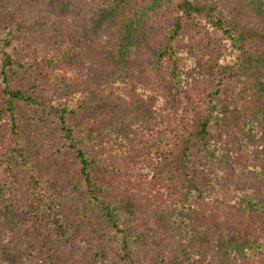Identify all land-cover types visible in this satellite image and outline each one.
<instances>
[{"label":"trees","instance_id":"trees-1","mask_svg":"<svg viewBox=\"0 0 264 264\" xmlns=\"http://www.w3.org/2000/svg\"><path fill=\"white\" fill-rule=\"evenodd\" d=\"M47 1L56 36L45 0H0V264H264V0L251 40L234 0ZM184 46L223 51L210 90Z\"/></svg>","mask_w":264,"mask_h":264},{"label":"rangeland","instance_id":"rangeland-1","mask_svg":"<svg viewBox=\"0 0 264 264\" xmlns=\"http://www.w3.org/2000/svg\"><path fill=\"white\" fill-rule=\"evenodd\" d=\"M6 1H7L6 5L10 8L12 7L13 10L16 9L17 3L19 4V0H5V2ZM45 1L48 3V5L46 4V7L43 8L44 11L43 12L40 11L39 14H41L42 17L47 20V23H48L50 29L54 30V35L56 36L57 31H58V25H62V21L64 22V19H66L65 21L68 22L69 16H67V15L60 16L59 12L57 10H54L53 7L49 5V2L47 0H45ZM89 1L91 3L92 1L95 2L96 0H89ZM234 1L237 2L234 5L235 12H237L234 15V23L237 25L238 30H240V32H242L244 34V37L246 36V38H248L250 40L254 39V35L256 34V31H255V29L253 30L252 28L254 27V23H256V25H257V22L254 21L253 16H248V13H251V9L249 8L248 4L246 2H244L243 0H234ZM135 2L140 3L141 0H137V1L136 0H121L120 1V7L118 8V10L116 12L117 14L115 16L120 18V20L121 19L125 20L126 17L130 15L128 10L130 8H135ZM90 3H86L85 6H89ZM138 18H139V16H138ZM69 24L72 25L73 27H75V25H73L71 23V21H69ZM256 27L257 26H255V28ZM211 40H212V38H211ZM214 40L216 41V39H214ZM216 42L218 45H221L219 40ZM262 46H264L262 43L254 44V42H253V44H251V46H249V49L251 51L255 50V51L259 52L262 49ZM218 50L214 49V50H212V52L217 53ZM194 51H195V49H194ZM183 52H184L183 61L186 60L185 67L183 70V72L185 73V81L189 80L191 83L193 82L196 86V91L205 92V91L210 90L212 85H214L213 83L216 82V80L219 77L217 72H215L212 69L211 64H212V62L216 63L218 61V59H219L218 57L223 54V51L219 50L218 53L216 54V56H214L213 58L209 54V58L203 64H202V62H200V60L198 61L197 58H195L197 64L195 63L194 52L189 50L188 47L184 46ZM189 81H188V83H189ZM163 82L161 80L157 83V84H159L157 89H159V88L164 89ZM141 85L144 86L143 84H141ZM230 85H232V84H230ZM187 87L189 88L188 85H187ZM228 87L229 86L222 88L223 96H220L219 100L221 101L224 108H228V106H232V108L230 110L228 109V112L225 116V120H227L228 122L233 121V124L238 126L239 122H240V117H238V115H237L238 109H236L238 104L236 103V101H237L236 98L232 99V96L234 95L235 89L232 88L233 91L227 92ZM230 88L231 87H229V89ZM225 94H227V96ZM229 99H231V100H229ZM146 100H147V102L149 101L147 98H146ZM246 128H250V130L246 129ZM245 129L247 131H249V132H246V130H243V132H242V135L246 138V142H245L246 145L249 148H253V146H254L253 149H255V151L260 150V145H261L260 143L262 141V137H260L259 135H255V134H258L256 132L257 130L255 129V127L251 125L250 127H245ZM231 181L232 180L230 179L229 183L232 186L233 183ZM229 189H230V194L234 195L233 188L229 186ZM245 213H247L245 211V209H243V208L240 209L241 215L245 214ZM211 217H212L211 218V228L214 227L217 230L219 228V225L217 223V219L214 216H211ZM224 221H226V220H224V219L221 220L223 225H225ZM216 233H218V232L216 231ZM246 233H247V231H245L243 235H245Z\"/></svg>","mask_w":264,"mask_h":264}]
</instances>
